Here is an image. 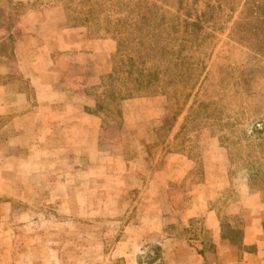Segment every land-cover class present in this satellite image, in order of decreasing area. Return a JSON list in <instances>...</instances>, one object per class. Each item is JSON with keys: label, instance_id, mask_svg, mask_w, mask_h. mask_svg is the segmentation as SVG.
Here are the masks:
<instances>
[{"label": "rangeland", "instance_id": "374dc122", "mask_svg": "<svg viewBox=\"0 0 264 264\" xmlns=\"http://www.w3.org/2000/svg\"><path fill=\"white\" fill-rule=\"evenodd\" d=\"M24 53L93 75L64 86L79 112L5 109ZM134 65L142 88L101 80ZM181 245L264 264V0H0V264H176Z\"/></svg>", "mask_w": 264, "mask_h": 264}, {"label": "crops", "instance_id": "0c3cea01", "mask_svg": "<svg viewBox=\"0 0 264 264\" xmlns=\"http://www.w3.org/2000/svg\"><path fill=\"white\" fill-rule=\"evenodd\" d=\"M55 40V39H52ZM33 41H35L33 39ZM54 42V41H53ZM43 48V47H42ZM38 50H41V47H38ZM63 50V49H61ZM72 50V49H70ZM53 53V50L51 51ZM66 53L61 54L65 56ZM48 57L45 54H21L18 58V64L22 65L25 69L23 72L30 71V88L29 90H23L20 93L16 94L17 99L20 100L19 103L8 102L5 105V109L8 110L11 108H16L19 106H24L23 104L28 103L29 97L32 96L35 99L33 100L34 109L38 111L50 110L55 111L56 115L60 111H67V116L72 113L79 112L81 105L78 103V97L81 96L79 89L66 90L64 86L69 82L73 84L74 82L80 79H92L93 75L78 76L75 74H70L62 79L59 78V72L53 69V65H46ZM78 65H74V68ZM73 68V66H71ZM77 90V91H76ZM82 98H85V95L82 94ZM86 117V119H94L95 116L90 113H81ZM63 118V117H61ZM14 121V120H13ZM45 124V123H43ZM214 244H217L218 235H214ZM217 238V239H215ZM255 258V254L246 253V257ZM176 264H205L206 260L202 256L201 252H191L181 245L176 253Z\"/></svg>", "mask_w": 264, "mask_h": 264}, {"label": "trees", "instance_id": "16d2710c", "mask_svg": "<svg viewBox=\"0 0 264 264\" xmlns=\"http://www.w3.org/2000/svg\"><path fill=\"white\" fill-rule=\"evenodd\" d=\"M123 43H120V47H122ZM132 61V60H131ZM122 75H126L127 78L131 81V82H135V84L137 86H140L138 88H142L143 84L145 83V81L147 80V82L151 81L149 78L152 77V74L146 73V70L139 68V67H135L134 65V70H114L112 73L108 74L107 76H102L101 80L103 81L104 79H108L112 82V84H114V82L118 81L119 79H121ZM127 80V83L128 81ZM135 85V86H136ZM127 92H130V94L124 95L121 93V91H116L115 89V85L111 87L110 89V98L112 100V102L118 101V100H125L127 98H130L133 90L129 89ZM223 238H225L224 235H222Z\"/></svg>", "mask_w": 264, "mask_h": 264}]
</instances>
